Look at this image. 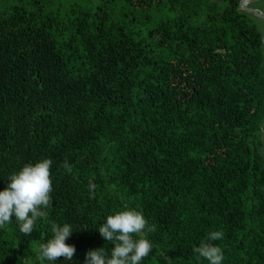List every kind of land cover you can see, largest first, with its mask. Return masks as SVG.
I'll use <instances>...</instances> for the list:
<instances>
[{
	"label": "trees",
	"instance_id": "obj_1",
	"mask_svg": "<svg viewBox=\"0 0 264 264\" xmlns=\"http://www.w3.org/2000/svg\"><path fill=\"white\" fill-rule=\"evenodd\" d=\"M240 1L0 0V191L42 159L53 188L30 235L0 229V264L110 256L126 208L156 226L141 264H208L213 231L222 264H264V32ZM53 223L72 261L39 259Z\"/></svg>",
	"mask_w": 264,
	"mask_h": 264
},
{
	"label": "clouds",
	"instance_id": "obj_2",
	"mask_svg": "<svg viewBox=\"0 0 264 264\" xmlns=\"http://www.w3.org/2000/svg\"><path fill=\"white\" fill-rule=\"evenodd\" d=\"M51 165V159H42L24 165L8 177L7 186L0 191V229L10 224L14 217L20 232L30 235L37 220L48 216L46 209L52 205L53 191ZM62 167L71 171L67 161ZM94 187L90 184V190ZM51 231L52 237L40 245L39 259L55 262L63 257L72 261L76 248L65 242L73 233L71 225L53 223ZM154 231L156 226L150 225L141 211L130 208L117 211L107 216L106 222L98 229L100 236L114 245L110 256L103 247L92 249L86 253L84 264H141L153 250L147 234ZM222 238V231L210 232L206 238L209 242H202L193 251L208 264H222V249L210 242Z\"/></svg>",
	"mask_w": 264,
	"mask_h": 264
},
{
	"label": "rangeland",
	"instance_id": "obj_3",
	"mask_svg": "<svg viewBox=\"0 0 264 264\" xmlns=\"http://www.w3.org/2000/svg\"><path fill=\"white\" fill-rule=\"evenodd\" d=\"M251 3L253 4V8L251 7L252 9H254L259 14H264V0L251 2ZM254 17H251V19L255 22L259 31L263 33L264 32V19L260 17H255V18Z\"/></svg>",
	"mask_w": 264,
	"mask_h": 264
},
{
	"label": "water",
	"instance_id": "obj_4",
	"mask_svg": "<svg viewBox=\"0 0 264 264\" xmlns=\"http://www.w3.org/2000/svg\"><path fill=\"white\" fill-rule=\"evenodd\" d=\"M256 1H260V0H241L240 1V7L242 10L247 11L248 13L252 14L253 16L260 17V18L264 19V14H259L254 9L249 8L247 6L249 2H256ZM262 43L264 45V36L262 37Z\"/></svg>",
	"mask_w": 264,
	"mask_h": 264
}]
</instances>
